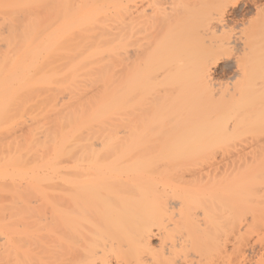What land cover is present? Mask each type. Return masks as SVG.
<instances>
[{
  "label": "bare ground",
  "instance_id": "obj_1",
  "mask_svg": "<svg viewBox=\"0 0 264 264\" xmlns=\"http://www.w3.org/2000/svg\"><path fill=\"white\" fill-rule=\"evenodd\" d=\"M2 1L0 264H264L262 0Z\"/></svg>",
  "mask_w": 264,
  "mask_h": 264
},
{
  "label": "rangeland",
  "instance_id": "obj_2",
  "mask_svg": "<svg viewBox=\"0 0 264 264\" xmlns=\"http://www.w3.org/2000/svg\"><path fill=\"white\" fill-rule=\"evenodd\" d=\"M2 1V0H1ZM0 1V6L2 7L4 4L6 5V3H4L3 1L1 2ZM236 2H238V3H236V6L238 7H234V8H232L231 10H230V12H232V13H234L235 14V16H234V14H232L231 15V17H233L234 19H235V17H237L235 20H234V23H236L237 24V26H239V24L242 22V21H247V20H249L250 18L252 19L254 16V10H253V8H252V6L251 5H247L248 7H246V6H244L242 3H244L243 1L244 0H235ZM246 2H248L247 0H245ZM262 2V4H264V1L262 0L261 1ZM1 3H2V5H1ZM239 4V5H238ZM242 6H244L243 8H241ZM239 7H240V9H239ZM237 10L238 11V9L239 10H241V11H239L240 12V15H243V16H240L239 15V12H235L234 10ZM243 9H245V10H243ZM234 12H233V11ZM242 13V14H241ZM22 16H21V15ZM18 13V14H16L15 13V16L13 15H7V17L5 16L6 14H3V16H2V14H0L1 16H0V19L1 18H3L2 20L3 21H1L0 20V66H4L5 68H7L8 67V65H9V61L11 60V59H13V55L16 53V51H17V49H19V48H17L18 47V45H20V44H22L23 43V34L21 35L20 33L21 32H18V31H22V28H23V26H24V24H25V22L26 21H23V19L25 18V15L24 14H22V13ZM19 15V16H18ZM239 16V17H238ZM17 17V20H16V23L17 22H19L17 25H18V27H17V25H16V23H13V22H15V18ZM243 18V20H242V18ZM14 18V19H13ZM8 19V20H7ZM18 19H20V21H22V22H20V21H18ZM26 20H27V18H25ZM239 21H238V20ZM241 19V20H240ZM6 20V21H5ZM11 20V21H10ZM13 20V21H12ZM237 21L238 22H240V23H237ZM13 23V24H12ZM4 24V25H3ZM10 24V25H9ZM23 24V25H22ZM6 25H9L8 26V29H7V27H6ZM15 25V26H14ZM19 25H20V27H22V28H19ZM3 26V28H1ZM13 26H14V29H13ZM6 28V29H5ZM10 28V29H9ZM11 34V35H10ZM13 34V35H12ZM16 34V36H14ZM10 38V39H9ZM14 39V40H13ZM12 40H13V42H12ZM9 41L10 42H12V43H10V44H8L9 43ZM6 42V43H5ZM17 45H16V44ZM7 45V46H6ZM23 45V44H22ZM22 45H20V46H22ZM19 46V47H20ZM17 48V49H16ZM21 48V47H20ZM21 50V49H20ZM31 53L32 52H30L29 54L31 55ZM5 58V59H4ZM4 59V60H3ZM27 59V58H26ZM29 60V59H28ZM29 61H24V62H22L23 63V65L25 64V63H28ZM224 64H225V62H224ZM223 63L222 64H220V67H219V69L217 70V76L219 77H221V78H224L226 75H228V76H226L227 78L228 77H231L230 75H231V71H232V69H231V64H229V63H227L226 62V65H224ZM22 65V66H23ZM26 65V64H25ZM24 67V66H23ZM212 66H210V70L213 72V71H215V69L214 68H211ZM213 69V70H212ZM219 71V72H218ZM223 72V73H222ZM226 72V73H225ZM230 73V74H229ZM223 75H224V77H223ZM225 77V78H226ZM22 85H23V88H22ZM11 88H13L14 89V91H17L16 92V94H17V96H14V98L11 100V104H10V106L8 107V109H7V117H6V119H5V121L0 125V144H3V145H1V146H5L3 149H5L6 150V147L8 146V144L7 143H9V144H11L12 145V147L16 144L15 142H23V138L26 136V132L28 131V130H30L31 129V127H32V117H33V97L31 98V96L32 95H30V97H29V91H26L27 93H25V91H24V82L22 83V84H16V83H12L11 84ZM21 88H22V90H21ZM31 92H32V90H31ZM25 93V94H24ZM18 94H20V95H18ZM34 94V93H33ZM31 99V100H30ZM28 100H30L29 102H27ZM32 102V103H31ZM31 123V124H30ZM29 127H30V129H29ZM21 139V140H20ZM20 140V141H19ZM14 145H13V144ZM20 143V144H21ZM5 144V145H4ZM7 144V145H6ZM18 144V143H17ZM10 146V145H9ZM8 146V147H9ZM153 244L156 246L157 245V243H156V241L155 240H153ZM263 253H264V251H262ZM252 257H255V256H252Z\"/></svg>",
  "mask_w": 264,
  "mask_h": 264
}]
</instances>
